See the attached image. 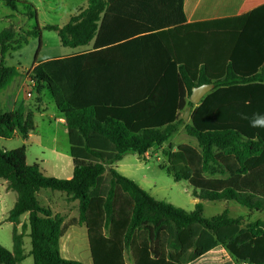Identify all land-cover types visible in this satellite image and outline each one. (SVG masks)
Masks as SVG:
<instances>
[{"label":"trees","instance_id":"16d2710c","mask_svg":"<svg viewBox=\"0 0 264 264\" xmlns=\"http://www.w3.org/2000/svg\"><path fill=\"white\" fill-rule=\"evenodd\" d=\"M4 1L17 10V0ZM183 4L88 0L64 26H36L20 39L12 27L0 32V93L19 75L6 56L42 30L56 32L66 48L93 42L90 52L35 59L36 89L47 87L65 118L73 175L46 176L41 163H27L25 145L0 146V181L17 194L7 217L13 249L0 245V264L28 256L33 264H85L62 257L65 217L40 203L44 189L78 201L70 224L86 227L92 264H190L218 247L237 264H264V221L244 225L228 210L207 218L201 202L235 201L264 213V127L251 126L264 116V6L227 28L223 21L187 23ZM209 83L214 89L191 102L193 88ZM188 107L189 118H181ZM181 124L197 146L164 149L161 167L192 187L200 202L190 212L157 200L114 167L126 154L144 158L164 148ZM34 127L24 105L8 112L0 104V138H27Z\"/></svg>","mask_w":264,"mask_h":264},{"label":"rangeland","instance_id":"374dc122","mask_svg":"<svg viewBox=\"0 0 264 264\" xmlns=\"http://www.w3.org/2000/svg\"><path fill=\"white\" fill-rule=\"evenodd\" d=\"M17 10L13 11L4 0H0V32L8 27L14 28L16 32V38L20 39L25 36V33L32 30L36 26L40 27L39 22L47 21V24L62 25L63 21L60 19V15L55 13H62L65 9V4L75 5L82 3L86 0H17ZM12 11V12H11ZM11 12L13 24L9 26L3 17L5 13ZM34 13V17L30 15ZM39 20V22H38ZM46 25H44L45 27ZM41 28V27H40ZM43 28V27H42ZM71 52V49L64 48L60 42L59 36L54 31L42 30L40 38L30 37L28 44L24 45L20 50L15 52H9L5 58V64L8 66H15L22 69L21 72L24 75H29L31 78V71L35 59H43L45 56L64 55ZM32 80V79H30ZM24 99V97H21ZM25 100V99H24ZM184 112L181 114L183 117ZM47 142L41 145L25 143L27 148L28 164L35 162H41L45 159L44 164H41V169L46 176L55 177L60 179H66L73 173V163L71 157L67 160H63L60 157L58 150L66 151L69 148V140L66 138H58L57 142L55 138H47ZM197 143L194 138L189 137L184 132L183 124L180 125L178 132L171 137V139L164 145V148L156 147L145 155L144 158L138 159L135 154H128L123 161L120 162L119 168L122 174L131 178L137 182L142 188L149 192L153 197L158 200L169 202L179 208L186 211L194 209L192 196V187L188 182L175 181L174 178L167 173L161 167V164L166 162V155L164 149H168L172 146L176 149L180 144L184 143ZM0 146H4L7 149L17 148L22 146L19 141H7L0 139ZM62 148V149H61ZM56 150V151H55ZM65 162V164L63 163ZM45 191L41 190L39 193V201L42 205H46L47 195ZM59 191H54L55 211L63 213L66 220V233L61 239V255L68 260H77L85 264H92L91 252L89 247V241L87 237L86 228L84 225L71 226L70 222L72 217L78 213V209L75 207V203L66 199V194ZM17 194L11 192V194L0 195V245L5 248L13 249L12 231L13 224L7 221L9 211L13 207ZM78 202V201H77ZM205 209V217H213L221 214L224 210H228L231 217L241 216L243 222L247 218L245 212L247 209L235 201H202ZM60 214V213H59ZM62 215V214H61ZM264 218V213L259 215ZM256 217V216H255ZM27 215L22 217V222H26ZM21 230V225L19 226ZM29 230H27V233ZM31 249V239L28 235L25 236V250L29 252ZM227 251L225 248H221L219 252H216L210 257L201 260H196L191 264H218L220 259L225 258ZM130 257V254L127 253ZM126 255V256H127ZM21 264H33L32 256H28Z\"/></svg>","mask_w":264,"mask_h":264},{"label":"crops","instance_id":"0c3cea01","mask_svg":"<svg viewBox=\"0 0 264 264\" xmlns=\"http://www.w3.org/2000/svg\"><path fill=\"white\" fill-rule=\"evenodd\" d=\"M87 4H88V0L82 2L81 4L80 3H77L75 5L65 4V9L62 13H59V14L55 13L57 15H60L59 17L63 21V24L59 26H64L65 24H67L70 18L74 15L79 14L83 9L87 7ZM261 6H264V0H184V4H183L187 23L192 24V23L209 22V21H223L224 23L226 22L225 26L227 28L229 27L228 24H230L228 22H230L231 20L245 16ZM11 12H7L3 16L6 22L9 23V26L13 24L12 19H11L12 17ZM39 24L41 28L44 27V25H53V24H47V21L39 22ZM68 49H71V52L68 54H64L60 56H57V55L51 56L50 54L49 56L48 55L45 56V58L43 59H38L37 62L41 63L49 59L69 57L75 54L90 52L93 49V42L84 47H79L75 49L68 48ZM34 65L35 64H33V66ZM18 70H19V75L14 79L11 85H9L5 90H3L0 93V104L2 106V109L8 112L14 111L20 105H24L25 113L26 115L32 116L35 127H34V130L29 134L27 138H24L19 132H16L14 137L10 139H4V140L19 141L22 143V145H24L25 143L41 145L43 143H46L48 141L47 138H50V137L55 138L56 142L58 138L68 139L65 118L58 111L50 90L47 87H43L41 88L40 92H38V90L36 89L37 84L33 80H30L31 79L30 76L24 75L21 72L22 69L18 68ZM28 92L32 93L31 97H27ZM21 97H24L25 100L21 99ZM0 139H3V138H0ZM189 144H192L193 146H197V143L195 142L189 143ZM58 149H57L58 154H60V157H63L64 161L67 160L68 157H71L70 146L66 151L58 150ZM127 155L128 154H126L123 157V159H125ZM136 156L138 159H142V157L138 155ZM123 159L121 161H123ZM121 161L114 164L115 169H117L120 173H122V171L119 168ZM44 162H45V159L42 160L40 163L44 164ZM65 162L63 163L65 164ZM72 175H69L68 178H71ZM11 192L12 191L7 190V182L0 181L1 197L4 194L9 196ZM45 192L47 195V199L45 202L46 206H50L55 214L60 213L64 215L61 212L55 211L54 202L52 201V198H54V191H45ZM38 197H39V194H38ZM66 199H67V196H66ZM16 200H17V197H16ZM16 200L14 201V204ZM73 202L75 203V207L77 208L78 202L77 201H73ZM197 202H200V201L195 198L193 201L194 208ZM203 209H204V205H203ZM193 210H190V211H193ZM204 213H205V209L203 210V215ZM260 214L262 213L251 212L249 209H247V211L245 212V215L247 218H250V219H247V220L245 219L244 225L250 222H255L257 220L264 221V218H261L259 216ZM25 215H27V218H28V214H25ZM78 216H79V213H77L72 218L77 219ZM238 217H241V216H238ZM64 225H66V220L64 222ZM71 226H75V225H71ZM221 248L222 247H218L215 250H212L211 252H209L204 257L198 260L204 259L206 258V256L210 257V255L216 252H219ZM60 251H61V242H60ZM126 258H127L128 263H130L131 262L130 257L127 255ZM218 264H237V263L232 258V256L227 252V254L225 255V258L220 259Z\"/></svg>","mask_w":264,"mask_h":264},{"label":"water","instance_id":"95a60500","mask_svg":"<svg viewBox=\"0 0 264 264\" xmlns=\"http://www.w3.org/2000/svg\"><path fill=\"white\" fill-rule=\"evenodd\" d=\"M213 89H214L213 83L203 84L201 86L194 87L192 90V94L190 96L191 102L198 105L202 101V99ZM190 112H191V108L188 107L185 111L184 119L189 118Z\"/></svg>","mask_w":264,"mask_h":264},{"label":"clouds","instance_id":"9594fccd","mask_svg":"<svg viewBox=\"0 0 264 264\" xmlns=\"http://www.w3.org/2000/svg\"><path fill=\"white\" fill-rule=\"evenodd\" d=\"M253 127H264V116H257L251 121Z\"/></svg>","mask_w":264,"mask_h":264},{"label":"built area","instance_id":"2783aa9c","mask_svg":"<svg viewBox=\"0 0 264 264\" xmlns=\"http://www.w3.org/2000/svg\"><path fill=\"white\" fill-rule=\"evenodd\" d=\"M32 96V93L31 92H28L27 93V97H31Z\"/></svg>","mask_w":264,"mask_h":264}]
</instances>
